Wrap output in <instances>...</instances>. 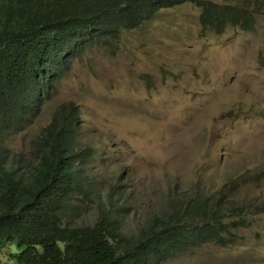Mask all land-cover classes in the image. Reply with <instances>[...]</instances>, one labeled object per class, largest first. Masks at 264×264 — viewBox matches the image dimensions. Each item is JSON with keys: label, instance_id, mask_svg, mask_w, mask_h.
<instances>
[{"label": "rangeland", "instance_id": "374dc122", "mask_svg": "<svg viewBox=\"0 0 264 264\" xmlns=\"http://www.w3.org/2000/svg\"><path fill=\"white\" fill-rule=\"evenodd\" d=\"M212 1L250 9L254 27L202 30L196 0L160 9L113 47L76 58L36 119L0 131V160L26 172L32 140L71 101L80 143L94 150L86 172L102 205L111 194L122 206L127 235L175 199L204 196L233 216L225 224L241 217L233 243L205 242L162 264H264V0ZM98 209L85 199L72 220L91 223ZM17 251L5 246L0 264Z\"/></svg>", "mask_w": 264, "mask_h": 264}, {"label": "trees", "instance_id": "16d2710c", "mask_svg": "<svg viewBox=\"0 0 264 264\" xmlns=\"http://www.w3.org/2000/svg\"><path fill=\"white\" fill-rule=\"evenodd\" d=\"M183 1L0 0V131H19L36 119L76 58L94 47H113L124 31ZM196 3L202 30L254 27L246 7ZM80 129L78 107L63 103L32 140L35 164L23 172L0 160V250L18 248L6 254L8 264H162L205 242L233 243L229 226H240L241 217L225 224L233 216L204 196L175 199L127 235L122 206L113 204L111 194L102 205L86 172L94 150L81 145ZM85 199L97 201L98 213L91 223L77 224L72 218Z\"/></svg>", "mask_w": 264, "mask_h": 264}, {"label": "clouds", "instance_id": "9594fccd", "mask_svg": "<svg viewBox=\"0 0 264 264\" xmlns=\"http://www.w3.org/2000/svg\"><path fill=\"white\" fill-rule=\"evenodd\" d=\"M46 102V101H45ZM45 104V103H44ZM44 106V105H43Z\"/></svg>", "mask_w": 264, "mask_h": 264}]
</instances>
